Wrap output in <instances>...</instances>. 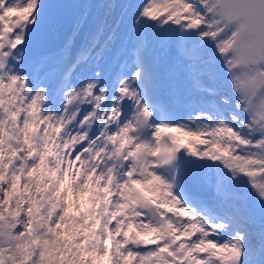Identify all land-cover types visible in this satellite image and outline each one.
<instances>
[{
    "label": "snow or ice",
    "instance_id": "snow-or-ice-1",
    "mask_svg": "<svg viewBox=\"0 0 264 264\" xmlns=\"http://www.w3.org/2000/svg\"><path fill=\"white\" fill-rule=\"evenodd\" d=\"M62 7L0 0V264H264V0H111L33 56Z\"/></svg>",
    "mask_w": 264,
    "mask_h": 264
},
{
    "label": "bare ground",
    "instance_id": "bare-ground-1",
    "mask_svg": "<svg viewBox=\"0 0 264 264\" xmlns=\"http://www.w3.org/2000/svg\"><path fill=\"white\" fill-rule=\"evenodd\" d=\"M51 1H55V0H51ZM55 3H57V1ZM72 4L73 7H75L74 14H76V12H79L80 14L83 13V10L80 8V5L78 4V1H74ZM97 10L98 9L94 6L93 11L97 13ZM62 27H63L62 25H59L57 31L54 32L55 37H57L56 42L57 43L59 42V45L61 44L60 42H63L64 38L66 37L65 33L63 34Z\"/></svg>",
    "mask_w": 264,
    "mask_h": 264
}]
</instances>
